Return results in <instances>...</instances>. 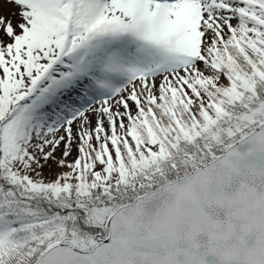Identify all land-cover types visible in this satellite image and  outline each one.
<instances>
[{
  "label": "snow or ice",
  "instance_id": "1",
  "mask_svg": "<svg viewBox=\"0 0 264 264\" xmlns=\"http://www.w3.org/2000/svg\"><path fill=\"white\" fill-rule=\"evenodd\" d=\"M0 264H264V0H0Z\"/></svg>",
  "mask_w": 264,
  "mask_h": 264
}]
</instances>
